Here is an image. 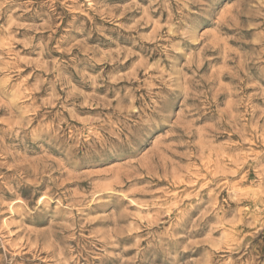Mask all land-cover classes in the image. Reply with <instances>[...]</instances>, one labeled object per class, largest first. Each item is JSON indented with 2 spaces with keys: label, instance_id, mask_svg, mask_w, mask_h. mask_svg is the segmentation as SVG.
I'll list each match as a JSON object with an SVG mask.
<instances>
[{
  "label": "rangeland",
  "instance_id": "374dc122",
  "mask_svg": "<svg viewBox=\"0 0 264 264\" xmlns=\"http://www.w3.org/2000/svg\"><path fill=\"white\" fill-rule=\"evenodd\" d=\"M0 264H264V0H0Z\"/></svg>",
  "mask_w": 264,
  "mask_h": 264
}]
</instances>
